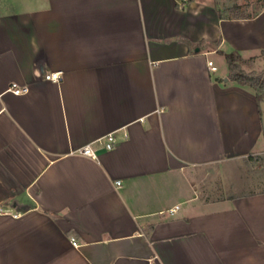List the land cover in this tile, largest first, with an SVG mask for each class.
<instances>
[{
	"label": "crops",
	"instance_id": "obj_1",
	"mask_svg": "<svg viewBox=\"0 0 264 264\" xmlns=\"http://www.w3.org/2000/svg\"><path fill=\"white\" fill-rule=\"evenodd\" d=\"M221 50L259 63L264 8L0 0V264H264V189L201 195L264 152V98L208 67Z\"/></svg>",
	"mask_w": 264,
	"mask_h": 264
},
{
	"label": "rangeland",
	"instance_id": "obj_2",
	"mask_svg": "<svg viewBox=\"0 0 264 264\" xmlns=\"http://www.w3.org/2000/svg\"><path fill=\"white\" fill-rule=\"evenodd\" d=\"M214 8L233 5L242 7L245 13H252L259 8L263 0H202ZM241 10V11H242ZM216 73L227 71L226 61L217 54H210ZM259 63L247 61L242 63L243 71L264 77V53L259 55ZM262 116L264 120V100L262 102ZM201 195L223 197L229 193H243L264 189V152L226 164H218L204 168L199 172Z\"/></svg>",
	"mask_w": 264,
	"mask_h": 264
},
{
	"label": "trees",
	"instance_id": "obj_3",
	"mask_svg": "<svg viewBox=\"0 0 264 264\" xmlns=\"http://www.w3.org/2000/svg\"><path fill=\"white\" fill-rule=\"evenodd\" d=\"M190 1L192 0H183V3H188ZM241 8L242 7L238 5H233V8L217 7L215 9L219 18H248L257 15L260 10L264 8V0L259 8H256L252 13H245ZM220 53L223 55L227 64L228 78L239 86L251 88L254 92L256 101L259 104L264 98V77L247 73L243 71L241 67L242 63L252 60L254 56L244 59L236 50H221ZM261 53L263 54L264 50H262ZM247 158H251V155H248Z\"/></svg>",
	"mask_w": 264,
	"mask_h": 264
},
{
	"label": "built area",
	"instance_id": "obj_4",
	"mask_svg": "<svg viewBox=\"0 0 264 264\" xmlns=\"http://www.w3.org/2000/svg\"><path fill=\"white\" fill-rule=\"evenodd\" d=\"M208 67L211 70H215V65L213 64L212 60H208ZM59 74V75H57ZM44 78L46 80H52V81H58L60 78V71H49L44 73ZM8 90H10L13 94H22L28 91V86H20L18 85L16 82H11ZM116 142V137L115 134L113 132H108L107 134L101 136L100 138H97L96 140H94V143L102 148L105 149H111ZM75 152L82 154V155H86V156H90V157H94L96 154V149L95 147L91 144V143H87L83 146H80L79 148H77L75 150ZM119 182L117 181V184ZM176 210L175 208H172L169 210L170 213L174 212ZM1 211V210H0ZM72 239V243L74 246H77V242L74 240V238Z\"/></svg>",
	"mask_w": 264,
	"mask_h": 264
},
{
	"label": "clouds",
	"instance_id": "obj_5",
	"mask_svg": "<svg viewBox=\"0 0 264 264\" xmlns=\"http://www.w3.org/2000/svg\"><path fill=\"white\" fill-rule=\"evenodd\" d=\"M38 74V73H37ZM57 75H59V74H57Z\"/></svg>",
	"mask_w": 264,
	"mask_h": 264
}]
</instances>
